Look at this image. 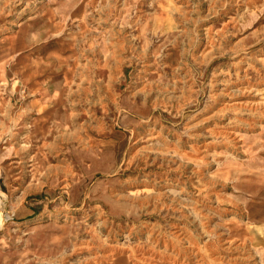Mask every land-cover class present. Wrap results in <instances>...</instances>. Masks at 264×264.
I'll return each mask as SVG.
<instances>
[{
    "label": "rangeland",
    "instance_id": "1",
    "mask_svg": "<svg viewBox=\"0 0 264 264\" xmlns=\"http://www.w3.org/2000/svg\"><path fill=\"white\" fill-rule=\"evenodd\" d=\"M0 264H264V0H0Z\"/></svg>",
    "mask_w": 264,
    "mask_h": 264
},
{
    "label": "bare ground",
    "instance_id": "2",
    "mask_svg": "<svg viewBox=\"0 0 264 264\" xmlns=\"http://www.w3.org/2000/svg\"><path fill=\"white\" fill-rule=\"evenodd\" d=\"M171 51V50H170ZM176 55V54H175ZM173 60V59H172ZM175 67V66H174Z\"/></svg>",
    "mask_w": 264,
    "mask_h": 264
}]
</instances>
